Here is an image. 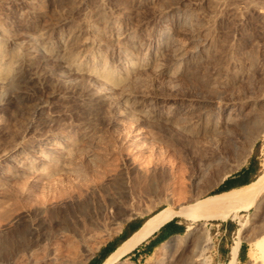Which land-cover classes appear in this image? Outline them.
Listing matches in <instances>:
<instances>
[{
	"label": "rangeland",
	"instance_id": "rangeland-1",
	"mask_svg": "<svg viewBox=\"0 0 264 264\" xmlns=\"http://www.w3.org/2000/svg\"><path fill=\"white\" fill-rule=\"evenodd\" d=\"M263 2L0 0V61L13 70L0 81V264H82L130 217L212 194L253 150L261 172ZM51 27L77 36L71 58L122 71L112 89L87 69L43 62L32 36ZM263 204L226 220L185 218L213 241L196 264H228L239 228L235 264H252ZM174 249L172 264H183L189 251ZM154 252L116 264H158Z\"/></svg>",
	"mask_w": 264,
	"mask_h": 264
},
{
	"label": "bare ground",
	"instance_id": "bare-ground-1",
	"mask_svg": "<svg viewBox=\"0 0 264 264\" xmlns=\"http://www.w3.org/2000/svg\"><path fill=\"white\" fill-rule=\"evenodd\" d=\"M189 11L190 10L183 8L182 12L180 11L181 13H179V15L186 14L187 16V13ZM259 15L264 20L263 5H262V9L259 10ZM185 19L187 20V22L189 21L188 17H186ZM47 31L48 32H44L42 36L41 34L32 36V41L33 43H37L35 47L37 46L38 50L41 52L42 54L41 58L45 64L52 62V61L61 60L66 63V67L70 71H74V72L76 71L79 73L80 71L87 69L92 79V83L93 81H95V83L100 82V84H102V88H105V89H112L110 87L113 81L114 80L119 81V78L122 75L121 73L122 71L120 72L118 71L116 72L114 70L112 71L113 68L111 69L109 65L107 64H106L107 66L104 65L103 67H100L97 64L95 66L93 65V67L88 68V66H86V64L84 63L86 60L83 59L84 62H82L81 59H80L81 61H79V59L77 60L76 58L70 57L69 50L72 49V47L75 45V42L77 40L76 35H71V34L68 35L64 28L55 29L54 27H51ZM4 33H5L4 27L0 26V38L2 35H5ZM50 36L53 37L51 40H50ZM5 42L6 41H3L0 39V54H1V51L3 50L2 47L4 46ZM263 50H264V46H263ZM80 52H81V48L76 51V54H79ZM263 59H264V56H263ZM50 71H54V69H51ZM12 73H13V70L10 67V65L4 64L0 61V81L10 82L12 79ZM135 104L136 103H134V105ZM261 113H262L261 115H263L264 106L261 108ZM181 114H184V113H181ZM219 123L221 124V121L214 122L210 127H212L213 130L216 129V131H218L217 129L220 127ZM253 129H254L253 133H256V132L259 133L260 131H262L260 120H258V125L256 124L255 128ZM251 136H254V135H251ZM213 162H215V160L214 161L212 160V163ZM210 163H211L210 159L209 160L207 159L202 164V167L198 168L197 170L198 173L202 170H203L202 172L205 173L206 169H209L207 167L208 166L210 167V165H212ZM199 174L204 175L203 173H199ZM199 179L201 178L199 177ZM263 198H264V168L254 180H252L249 183H246L245 185L235 187L230 190L208 194L204 197L196 198L193 202L191 201L190 203H187V204L181 203L180 205H174V204L172 205L170 204L166 206L163 205V208L151 214L147 218V220H145V223L142 225V227L139 230H137V232H135L132 236H130V238H128L125 242H123V244H121L115 251H113L102 262V264H116L125 254H127L129 251L135 248L139 243L147 239L161 225H163L164 223H166L167 221H169L170 219L176 216H181V217H184L192 221H198V220L207 221L210 219L226 220L230 217L234 218L238 216L239 212L242 209L248 208L252 206L253 204H255V206H258L259 203L262 202ZM204 225L205 223H201L197 226L189 224L187 227L188 231L185 235L174 237L173 238L174 240L172 239V242H169L168 240V243H164L160 248H158L154 252V255H153L154 258L152 260V263L172 264L173 259L169 258V254H168L170 249H172V247H175V249L179 248V257H182V255H184L186 252L189 251V254L187 256L184 255L186 256V258L183 256L184 257V261H182L183 264H196L198 261H202L207 256V253L213 247V241L209 233V229L206 228ZM258 234H259V238H257L256 241H257V245L259 248V253H258V257L253 259L252 264H264V223L260 227L259 231L257 230L256 235L258 236ZM242 238L243 237L241 236V228H239L237 238L233 241V243L230 246L228 264L236 263V260L239 254V249H240L241 242H242Z\"/></svg>",
	"mask_w": 264,
	"mask_h": 264
},
{
	"label": "crops",
	"instance_id": "crops-1",
	"mask_svg": "<svg viewBox=\"0 0 264 264\" xmlns=\"http://www.w3.org/2000/svg\"><path fill=\"white\" fill-rule=\"evenodd\" d=\"M262 162L260 156L254 150L248 160L238 168L232 170L224 176L218 183L224 186L226 190L245 185L254 180L261 170ZM225 191V190H224ZM166 206V205H164ZM163 208L158 207L148 214H138L125 220L119 228L104 242L86 261L82 264H102V262L115 251L123 242L139 230L145 223V220ZM187 221L185 218L176 216L154 231L147 239L139 243L135 248L125 254L122 258H129L134 262H142L146 260L162 243L167 240L182 234L187 229ZM227 224L224 230H228ZM241 246L239 249L238 258H240ZM228 252V251H227ZM121 258V259H122Z\"/></svg>",
	"mask_w": 264,
	"mask_h": 264
},
{
	"label": "trees",
	"instance_id": "trees-1",
	"mask_svg": "<svg viewBox=\"0 0 264 264\" xmlns=\"http://www.w3.org/2000/svg\"><path fill=\"white\" fill-rule=\"evenodd\" d=\"M224 190H226V188H224V186H222V185H219V186H218L213 192H211V193L213 194V193L221 192V191H224ZM234 226H235L234 223H232L231 228H233ZM231 230H232V229H231ZM233 230H234V228H233ZM226 253H227V251H226ZM244 254H245V243H242V244H241V251H240V258H241V259H243Z\"/></svg>",
	"mask_w": 264,
	"mask_h": 264
}]
</instances>
